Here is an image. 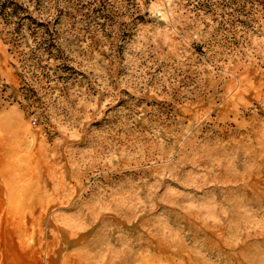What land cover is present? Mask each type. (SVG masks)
Masks as SVG:
<instances>
[{
  "label": "rangeland",
  "instance_id": "1",
  "mask_svg": "<svg viewBox=\"0 0 264 264\" xmlns=\"http://www.w3.org/2000/svg\"><path fill=\"white\" fill-rule=\"evenodd\" d=\"M67 2L0 0V264H264V0Z\"/></svg>",
  "mask_w": 264,
  "mask_h": 264
},
{
  "label": "trees",
  "instance_id": "2",
  "mask_svg": "<svg viewBox=\"0 0 264 264\" xmlns=\"http://www.w3.org/2000/svg\"><path fill=\"white\" fill-rule=\"evenodd\" d=\"M119 1H122L125 4H128V6L134 10V12L136 13L135 19L141 20L143 18L142 12H143V5L145 4V0H119ZM103 2L104 3L102 5H96L93 3V1L89 0L88 5L91 8H87L86 5L81 2V0H68L67 3L69 5L72 4L68 8L69 10H71L72 6L75 5L76 6L75 9H79V10L88 9L91 12H96L100 15H105L106 12H110V9L114 7H113V4L111 3V0H106Z\"/></svg>",
  "mask_w": 264,
  "mask_h": 264
}]
</instances>
